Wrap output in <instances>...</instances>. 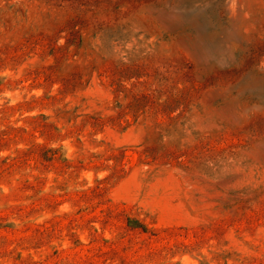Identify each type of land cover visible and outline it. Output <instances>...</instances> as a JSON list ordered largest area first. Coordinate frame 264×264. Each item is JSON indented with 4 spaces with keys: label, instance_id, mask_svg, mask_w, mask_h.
Masks as SVG:
<instances>
[{
    "label": "rangeland",
    "instance_id": "rangeland-1",
    "mask_svg": "<svg viewBox=\"0 0 264 264\" xmlns=\"http://www.w3.org/2000/svg\"><path fill=\"white\" fill-rule=\"evenodd\" d=\"M0 264H264V0H0Z\"/></svg>",
    "mask_w": 264,
    "mask_h": 264
}]
</instances>
